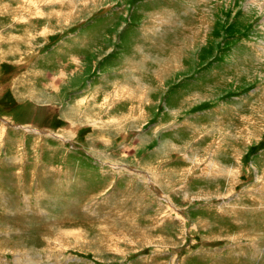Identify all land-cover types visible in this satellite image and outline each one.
I'll return each instance as SVG.
<instances>
[{"label":"rangeland","instance_id":"rangeland-1","mask_svg":"<svg viewBox=\"0 0 264 264\" xmlns=\"http://www.w3.org/2000/svg\"><path fill=\"white\" fill-rule=\"evenodd\" d=\"M0 264H264V0H0Z\"/></svg>","mask_w":264,"mask_h":264},{"label":"bare ground","instance_id":"bare-ground-1","mask_svg":"<svg viewBox=\"0 0 264 264\" xmlns=\"http://www.w3.org/2000/svg\"><path fill=\"white\" fill-rule=\"evenodd\" d=\"M64 75V74H63ZM62 78V77H61ZM140 79V78H139ZM144 86V85H143ZM143 86H140L141 88H143ZM145 87V86H144ZM144 89V88H143Z\"/></svg>","mask_w":264,"mask_h":264}]
</instances>
